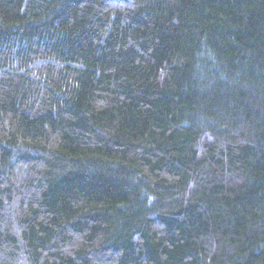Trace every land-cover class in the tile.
I'll use <instances>...</instances> for the list:
<instances>
[{"label":"trees","instance_id":"trees-1","mask_svg":"<svg viewBox=\"0 0 264 264\" xmlns=\"http://www.w3.org/2000/svg\"><path fill=\"white\" fill-rule=\"evenodd\" d=\"M0 264H264V0H0Z\"/></svg>","mask_w":264,"mask_h":264}]
</instances>
